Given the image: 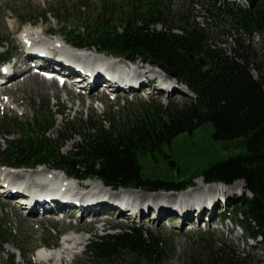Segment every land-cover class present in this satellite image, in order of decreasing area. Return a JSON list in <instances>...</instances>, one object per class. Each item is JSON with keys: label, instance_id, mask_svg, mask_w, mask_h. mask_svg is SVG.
<instances>
[{"label": "trees", "instance_id": "1", "mask_svg": "<svg viewBox=\"0 0 264 264\" xmlns=\"http://www.w3.org/2000/svg\"><path fill=\"white\" fill-rule=\"evenodd\" d=\"M167 1L127 0L117 9L112 0H102L97 15L82 19L83 31H70L66 37L76 47L176 71L194 95L192 101L181 108L142 105L125 120L111 119L110 128L93 118L78 125L67 123L52 137L54 121L45 118L47 104L42 101L30 121L21 125L0 122V137L5 138L0 145V165L20 170L46 166L84 181L97 179L109 188L153 187V191L141 189L151 192L186 190L199 178L226 186L243 182L246 192L230 213L238 228L249 240L260 242L264 251V61L260 62V55L245 39L264 37V0H255L252 9L223 0L203 5L204 17L224 26L223 33L231 38L235 36L232 57L214 46L210 28L191 23L189 11L172 15ZM35 14L27 13L23 22L40 21L47 13ZM174 22L180 25L176 27ZM159 25L162 30L157 29ZM262 44L264 59V38ZM201 56L212 61L209 70L200 66ZM209 123L213 144L221 145L219 160L196 168L193 163L180 166L174 142ZM77 130L86 131V135L69 154H63L75 139L69 134ZM11 136L14 138L9 140ZM159 169L173 174L161 177L155 171ZM58 241L59 237L56 242L49 239L46 245ZM202 242L208 244L205 238ZM8 244L0 235V247ZM164 245L165 241L150 231L125 228L91 240L85 254L90 264H124L132 255L152 264L165 260ZM204 254L191 257V264H264L222 242L205 249ZM14 260L12 255L10 264Z\"/></svg>", "mask_w": 264, "mask_h": 264}, {"label": "rangeland", "instance_id": "2", "mask_svg": "<svg viewBox=\"0 0 264 264\" xmlns=\"http://www.w3.org/2000/svg\"><path fill=\"white\" fill-rule=\"evenodd\" d=\"M112 1L115 3L116 8L119 9V6L126 3L127 0ZM209 1L212 2L214 0H169L167 1V5L172 15L180 11H189L192 15L191 23H197L200 27L205 29L210 28V35L211 38H213L214 46L222 49L227 56L232 57L234 54L233 50L236 47L235 36L231 38L229 34L223 33L224 26H216L215 22H212L208 17H204V11L206 10L203 5L207 4ZM223 1L233 2L234 0ZM235 1L237 3V0ZM101 5L102 0H88V3L82 0H0V54L6 56L12 53L19 55L21 52L19 45L20 32L25 29H33L36 32L38 30L40 33L42 30H49L52 35L50 39L52 40L48 38L43 39L42 37V40L45 42L57 41L56 38L58 37L70 42L66 37L67 33L70 31H72L70 33L74 31L77 32L78 30L82 32V28L84 27L82 19L84 17H93L97 15L102 7ZM237 6L242 7V5L238 3ZM244 9H250V7ZM57 10H61V12ZM81 10L84 11V14L80 12ZM29 12L34 13L35 16V13L41 16L43 13L47 14L46 17L40 21L24 23L23 21ZM174 25L177 27L180 24L174 22ZM157 29L162 30V25H159ZM175 32L180 33L178 29L175 30ZM263 38L264 37L261 36L260 41L254 39L253 43L252 41L248 42V39L246 40V44H252V47L260 55V62L264 61L261 55ZM145 66L146 68L152 69L148 65ZM252 72L256 77L257 74L254 70ZM176 79L178 82L180 81L182 86L188 91L185 97H182V92L172 98L165 93L158 95L155 90L146 89L145 92L137 93L135 96L121 93L120 96L124 97V99H120L119 101L103 93V88L96 91L99 97L94 93L97 99L89 97L91 95L88 94V97L84 96L83 99L72 94L71 100H69L66 97L65 91L56 83L50 86L46 83L34 84L29 80L28 82L27 80L24 82L22 80L19 81L18 87L10 85L6 89L0 90V122L9 120L11 123L21 125V122L30 121L33 118L35 109L39 108L38 105H40L42 101H45L47 104V114H45V118L47 119L48 117V119L53 120L55 126V129L51 131V137L56 135V129H63L67 123L70 125L83 124L89 121L90 118H93L99 124L105 123L104 125L106 128H110L109 122H112L111 119L113 121L115 120V122L125 120L127 114L132 115L142 105L158 104L164 108H181L188 104L193 100L194 95L183 85L182 79ZM6 90L11 91L7 92ZM54 94H56V97ZM72 106H74V110L71 111L70 107ZM4 107H7L8 110L5 111ZM213 132L212 125L209 123L205 127L196 130L193 134H185L184 136L181 135L178 137L173 147L176 159L181 162L180 166L193 163L196 168L219 160L220 153H222L221 145L219 143L213 144ZM80 133L81 137L79 136ZM82 135H86V131L81 132L77 130L75 133L69 134V137H75V139L67 144L62 151L63 154H69L74 149L75 145L81 142L83 138ZM13 138L12 136L8 137L9 140ZM4 139L5 138L0 137V145H4ZM46 168L47 167L42 166L35 169V171L44 170ZM3 170L0 169V171ZM30 171L34 170H20L12 173L27 174ZM155 171L161 177H171L173 174L168 172L169 170L167 169ZM90 182L93 181L89 180L82 184L87 185ZM202 184L205 186L207 185L203 182L202 178L193 181V187L187 190V192L199 193L198 190L203 189ZM205 188L207 187H204V189ZM141 189L136 191L142 193L143 191ZM143 190L153 191L155 189L153 187H146V189ZM158 191H160V195H165V191ZM184 192H181V194ZM245 192L246 189L244 184H242L241 190L233 192V196H235L228 200L229 209L237 205L239 202L238 199L242 198ZM177 194L179 193L167 194L166 196ZM218 194L223 196L222 192ZM194 195L200 197V195ZM177 197L178 196H176V199ZM228 211L222 208L217 211V214H226V216H232V218H234L235 215L230 213V211L228 213ZM155 215L153 209L148 210L147 218H144L142 222L139 218L129 221L126 219L118 220V216H101L98 217V221L105 220V222L100 224L93 223L94 219L90 216L83 220H79V218H65L61 220L60 217L52 219L50 217L33 219L28 217L26 212L21 210L13 200L0 196V235H2V240L9 242L8 245L2 248L0 247V264H10V257L12 255H15L14 264H40L36 255L38 252L37 250L44 247L49 239H55L56 242L57 237H59V241L55 246L59 249L62 246L64 247L63 236L65 235L83 236L87 239V243L83 248L77 249L74 244L70 246L73 254L71 257L65 259V264H90L87 262L85 254L89 242L96 237L116 234L125 228H138L144 231H150L165 241V260L152 264H191V257H204L205 249H209L211 246L218 247L221 242L226 243L242 255H250L252 259L257 262H264V251L261 248L260 242L248 240L247 235L240 228H237L230 220L221 225L217 222L218 218L215 217L213 223L204 221L205 223L202 222L200 225L193 223L191 226L189 224L183 226V220L181 218L177 219L173 214L169 216L171 217L170 219L164 217L165 219L162 222L154 223L152 221ZM204 219L208 220L209 217ZM202 238L208 240V244L204 245ZM17 248L21 249V251ZM134 258L135 256L133 255L127 257L124 264H132ZM46 264L56 263L47 262ZM141 264L146 263L142 261Z\"/></svg>", "mask_w": 264, "mask_h": 264}, {"label": "bare ground", "instance_id": "3", "mask_svg": "<svg viewBox=\"0 0 264 264\" xmlns=\"http://www.w3.org/2000/svg\"><path fill=\"white\" fill-rule=\"evenodd\" d=\"M30 30H24L20 33L24 36V39H19V45L21 47V52L17 57L15 58V61L13 65L8 67L7 69H0V90L6 89L8 86H16L18 87L19 81H31V83L34 84H41L46 83L47 85L53 86L54 81H47L45 78L40 77L37 74L31 75L30 72L32 69L35 70H41L42 72H61L64 74H67L69 77L76 74V78H80V82L86 83V88L88 91L86 93L88 95H91L89 97L93 99H97L98 94L96 91H98L99 87L102 85L110 86L111 89L115 90L114 83H118L113 81V79L118 74V69L115 64L107 65L109 61L102 60V58L96 57L94 63H97V67L90 66V70L84 68L80 69L78 67V64L81 65V60L76 55L72 56L68 51H65L66 55L69 60H64L61 58L56 57V53L58 52L59 48L56 46H60L61 44H64L67 42L66 39L62 38H56L57 41L54 42H45L42 40V36H47V34H51L49 30H42V32H37ZM34 42L31 47H28L30 41ZM94 50V51H92ZM88 49V55H90V59L94 57L95 53H99L102 57H107L106 54L100 53L99 51H96L95 49ZM63 52V50H62ZM118 63H125L124 59H120L117 61ZM135 70L128 74V76L131 78L130 81L132 84L136 85L137 88L133 89L131 88L130 92L138 93L140 91L151 89L155 90L158 95L163 94L162 91H160V87L158 86L157 78H163L164 82H169L170 86V92L169 96L172 98L176 95H179L180 92H182V97L186 96V93L188 92L180 83L178 80L168 72V74H163L157 70L156 67H151L152 69L146 68L145 64L142 62L135 61L134 63ZM134 68V67H133ZM146 68V69H145ZM156 71V73H155ZM158 75V76H157ZM175 79V80H173ZM75 83L77 82V79H74ZM13 89V88H12ZM11 89V90H12ZM8 90V91H11ZM7 91V90H6ZM7 91V92H8ZM63 91H65L66 97L71 100V95L73 94V91L69 89L68 87L63 88ZM84 91V90H82ZM121 93H127L126 91H118ZM96 93V95L94 94ZM10 94V93H9ZM8 94V95H9ZM1 95V94H0ZM56 97V94H54ZM75 96V95H74ZM79 98H82L78 96ZM99 97V96H98ZM11 99V98H10ZM100 100V98H99ZM98 100V101H99ZM1 102V101H0ZM89 102V101H88ZM94 102V101H93ZM96 102V101H95ZM92 103V102H90ZM4 110H8L7 107H4ZM70 110H74V106L70 107ZM12 112V111H11ZM78 113V110H77ZM50 170L49 167H47L44 170H37L30 171L27 174L24 173H5V180L7 179V182L9 184L8 190L6 187V194L5 198L12 200L17 199L18 197H21L23 199H26L24 205H20V208L27 212V216L33 219H43L44 217H50L55 218L58 217L60 213H65L70 218L68 219H75L76 214L81 213V217L79 220H83L87 217H93L94 221H98V217H101L105 214H110L112 212L118 214V220H132L134 219V216L131 215L129 212L121 210L120 207V192L116 191L113 192L111 190H108L100 181L98 180H91L93 182H90L89 184L85 185L87 186L88 190L92 187V192L97 191L92 198V200H95V204L89 207H84L82 204L77 206L74 203H60L55 200L46 201L42 203H37L34 201H30L28 204L29 196L28 193L22 192L20 189V183L23 184L24 182L28 185H35L40 186L41 183L36 181V177L38 176H44L43 174ZM2 174V173H1ZM14 174V175H12ZM52 176H56L60 178L61 176L65 178V174L59 172V173H52ZM20 181L18 182V180ZM5 180L2 181L0 179V183H5ZM204 182V180H203ZM205 183V182H204ZM243 182H237L233 184V186H224L219 184H209V185H203V189H199V193H188L185 191L182 194L177 195H169L167 194H176L174 192H164L165 197L160 195V192H152L151 191H143L145 193H141L136 190H132L129 195L131 198H135L132 202V205L137 204L139 207V212L136 215V218H139L142 222L144 218H147V212L150 209H153V213H155V218L152 222H162L165 218L170 219L172 214L175 215V217L181 218L183 220V226L190 222H197L201 215L207 210L208 204L212 203L213 206H216L218 204L217 198L218 193L222 192L225 194V196L230 200L233 198V192L239 191L242 188ZM30 185V186H31ZM79 186H82L78 183ZM245 185V184H244ZM204 187H207L204 189ZM198 189V188H196ZM91 191V190H90ZM22 192V193H21ZM149 192V193H148ZM134 193V194H133ZM162 193V192H161ZM12 194V195H10ZM187 194V196H186ZM194 194L200 195L195 196ZM32 195V192H31ZM30 195V196H31ZM176 196L177 199H176ZM80 200L85 201L87 198L85 195H81ZM86 204L92 203L91 200H86ZM179 205V206H178ZM93 207V208H92ZM174 218V217H173ZM189 219V220H188ZM97 220V221H96ZM173 220V219H171ZM170 220V221H171ZM69 241V245L62 246L58 251L56 252H47V254L40 253V264H46L47 262L51 263H58V264H65V259L71 257L73 254V251L70 249V246L74 244L77 249L85 247L87 243V239L83 236H69L67 238Z\"/></svg>", "mask_w": 264, "mask_h": 264}, {"label": "water", "instance_id": "4", "mask_svg": "<svg viewBox=\"0 0 264 264\" xmlns=\"http://www.w3.org/2000/svg\"><path fill=\"white\" fill-rule=\"evenodd\" d=\"M255 2H256L255 0H251V4H250V8H251V9L254 8V6H255ZM199 63H200V66H201L202 68H204L205 70H209L210 67L212 66V61H211L210 59H208L207 57H205V56H201V57L199 58ZM172 76L175 77V78H180V79H182V77L179 76V75L177 74L176 71H173V72H172ZM132 263H133V264H141L140 257L136 256V257L133 259V262H132Z\"/></svg>", "mask_w": 264, "mask_h": 264}, {"label": "built area", "instance_id": "5", "mask_svg": "<svg viewBox=\"0 0 264 264\" xmlns=\"http://www.w3.org/2000/svg\"><path fill=\"white\" fill-rule=\"evenodd\" d=\"M233 2L236 3V1L234 0ZM238 4H241L243 8H247L249 7V1L248 0H237ZM236 3V4H237Z\"/></svg>", "mask_w": 264, "mask_h": 264}]
</instances>
